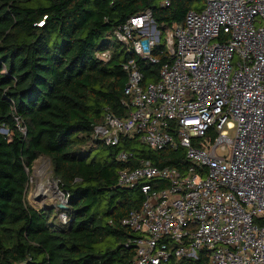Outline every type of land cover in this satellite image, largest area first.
Listing matches in <instances>:
<instances>
[{
	"label": "trees",
	"instance_id": "trees-1",
	"mask_svg": "<svg viewBox=\"0 0 264 264\" xmlns=\"http://www.w3.org/2000/svg\"><path fill=\"white\" fill-rule=\"evenodd\" d=\"M205 3L0 0V264H134L135 249L126 246L134 234L123 221L145 196L139 187H119L118 174L142 160L179 169L186 160L181 149L154 151L134 139L111 147L94 137L107 112L128 114L125 64L135 60L145 83L159 80L161 65L129 52L116 32L150 10L162 42L154 55L163 62L167 30ZM107 52V61L99 58ZM121 150L133 153L130 163L117 160ZM43 156L67 197L65 210L27 203ZM62 214L68 224L56 225ZM169 264H210V251Z\"/></svg>",
	"mask_w": 264,
	"mask_h": 264
},
{
	"label": "built area",
	"instance_id": "built-area-1",
	"mask_svg": "<svg viewBox=\"0 0 264 264\" xmlns=\"http://www.w3.org/2000/svg\"><path fill=\"white\" fill-rule=\"evenodd\" d=\"M205 2L167 30L163 62L150 10L116 32L129 52L161 65L159 80L145 83L135 60L125 64L128 114L107 112L94 137L111 147L134 139L154 151L181 149L186 160L183 169L142 160L120 170L118 186L145 196L123 221L134 264L198 260L202 250L210 264H264V0ZM133 157L121 150L117 160Z\"/></svg>",
	"mask_w": 264,
	"mask_h": 264
},
{
	"label": "rangeland",
	"instance_id": "rangeland-1",
	"mask_svg": "<svg viewBox=\"0 0 264 264\" xmlns=\"http://www.w3.org/2000/svg\"><path fill=\"white\" fill-rule=\"evenodd\" d=\"M43 170V173H42ZM50 182H55L52 174L51 162L47 157H40L34 164L32 169L31 179L28 187L27 193V203L29 206L38 211H44V208H54L57 209L62 200L59 201L57 198L54 200L48 198H42L40 201L37 200V188L38 185H43V187H48ZM57 184V183H56ZM61 220V217H60ZM60 220H55V224L59 225ZM62 224V223H61Z\"/></svg>",
	"mask_w": 264,
	"mask_h": 264
},
{
	"label": "bare ground",
	"instance_id": "bare-ground-1",
	"mask_svg": "<svg viewBox=\"0 0 264 264\" xmlns=\"http://www.w3.org/2000/svg\"><path fill=\"white\" fill-rule=\"evenodd\" d=\"M43 173V170H42ZM36 197L48 198L54 200L61 201L62 197L59 193L57 184L55 182H50L48 187H43V185H38Z\"/></svg>",
	"mask_w": 264,
	"mask_h": 264
},
{
	"label": "water",
	"instance_id": "water-1",
	"mask_svg": "<svg viewBox=\"0 0 264 264\" xmlns=\"http://www.w3.org/2000/svg\"><path fill=\"white\" fill-rule=\"evenodd\" d=\"M57 187H58V185H57ZM58 190H59V193L61 194L62 202H63L62 204H60V205L58 206V208L65 210V209L68 208L67 205H66V202H65V200H64L65 195L61 192V190L59 189V187H58ZM41 199H42L41 197H38V198H37L38 201H40ZM47 209H48V208H44L43 210L46 211Z\"/></svg>",
	"mask_w": 264,
	"mask_h": 264
}]
</instances>
